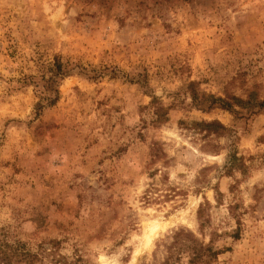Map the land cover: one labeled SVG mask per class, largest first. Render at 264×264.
Listing matches in <instances>:
<instances>
[{
    "label": "rangeland",
    "instance_id": "374dc122",
    "mask_svg": "<svg viewBox=\"0 0 264 264\" xmlns=\"http://www.w3.org/2000/svg\"><path fill=\"white\" fill-rule=\"evenodd\" d=\"M257 102L264 0H0V238L162 264L184 230L220 252L212 264H264ZM215 121L225 133L196 126Z\"/></svg>",
    "mask_w": 264,
    "mask_h": 264
},
{
    "label": "trees",
    "instance_id": "16d2710c",
    "mask_svg": "<svg viewBox=\"0 0 264 264\" xmlns=\"http://www.w3.org/2000/svg\"><path fill=\"white\" fill-rule=\"evenodd\" d=\"M46 67V66H45ZM44 67V68H45ZM51 73L49 79L50 88L53 89L57 83V79L66 75L64 66L59 59H56L54 63L47 66ZM52 84V85H51ZM57 100V99H56ZM56 100L51 101L53 104ZM233 100V98H232ZM194 105L198 108H205L206 103H209L208 110L223 109L227 111H234V104L224 100L222 98H215L214 96L206 97V95H200L197 92L193 94ZM235 103L239 107H246L250 101H242L240 99H234ZM156 102V101H154ZM256 107L259 111L264 110V102H257ZM38 110L42 108V103H38ZM156 115L160 118H166L167 113H164V108H158ZM201 127L204 131L213 134H223L226 128L220 122L201 123L196 124ZM237 159H231L230 170L234 169L237 165ZM198 219L201 223V229L205 227L204 208H200L198 212ZM239 238V234L235 236ZM173 242L167 247V256L162 264H177L181 261V258L187 256L188 262L186 264H212L214 260L218 258L220 252L214 250L211 245H205L204 242L200 241L194 233L191 231H179L173 236ZM60 242L50 241L38 245L37 250H33L28 247L26 243L16 241L10 243L6 238H0V259L4 264H81L82 259L77 257L76 260H71L68 257L60 255Z\"/></svg>",
    "mask_w": 264,
    "mask_h": 264
}]
</instances>
